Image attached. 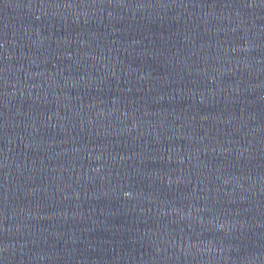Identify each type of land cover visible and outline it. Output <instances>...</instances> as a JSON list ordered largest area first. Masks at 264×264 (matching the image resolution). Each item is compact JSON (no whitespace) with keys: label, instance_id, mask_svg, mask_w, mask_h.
Segmentation results:
<instances>
[{"label":"water","instance_id":"1","mask_svg":"<svg viewBox=\"0 0 264 264\" xmlns=\"http://www.w3.org/2000/svg\"><path fill=\"white\" fill-rule=\"evenodd\" d=\"M0 264H264V0H0Z\"/></svg>","mask_w":264,"mask_h":264}]
</instances>
